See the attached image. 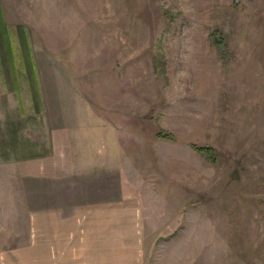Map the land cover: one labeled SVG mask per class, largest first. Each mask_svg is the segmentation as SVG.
<instances>
[{
	"label": "rangeland",
	"instance_id": "rangeland-1",
	"mask_svg": "<svg viewBox=\"0 0 264 264\" xmlns=\"http://www.w3.org/2000/svg\"><path fill=\"white\" fill-rule=\"evenodd\" d=\"M0 32V264L87 197L56 138L95 121L160 264H264V0H0Z\"/></svg>",
	"mask_w": 264,
	"mask_h": 264
},
{
	"label": "crops",
	"instance_id": "crops-1",
	"mask_svg": "<svg viewBox=\"0 0 264 264\" xmlns=\"http://www.w3.org/2000/svg\"><path fill=\"white\" fill-rule=\"evenodd\" d=\"M95 122L92 127H77L74 143L68 147H59L62 135L56 138L55 155L65 162L79 160V168H73L77 162L71 167L80 174L82 182L90 184L87 197L57 198L54 203L39 205L31 218L33 241L17 248L22 250V260L17 264H160L159 253L153 249L159 232H144L141 203L117 196L112 199L107 195L110 189L105 173L101 171L98 179L91 172L94 164L99 169L108 168L111 161V148L106 143L110 140V127ZM87 171L90 173L84 180ZM67 173L65 176H73V170ZM95 180L100 184H95Z\"/></svg>",
	"mask_w": 264,
	"mask_h": 264
},
{
	"label": "trees",
	"instance_id": "trees-1",
	"mask_svg": "<svg viewBox=\"0 0 264 264\" xmlns=\"http://www.w3.org/2000/svg\"><path fill=\"white\" fill-rule=\"evenodd\" d=\"M0 35H1V32H0ZM1 38H2V37H1ZM2 44H4V43H3V39H2ZM36 155H37L36 153H33V155H31V156L34 157V156H36ZM31 156H30V157H31ZM20 158H21V159L29 158V155H28V154H23V155H22L21 157H19V158H18V157H14V159H20ZM7 159H9V157H7Z\"/></svg>",
	"mask_w": 264,
	"mask_h": 264
}]
</instances>
